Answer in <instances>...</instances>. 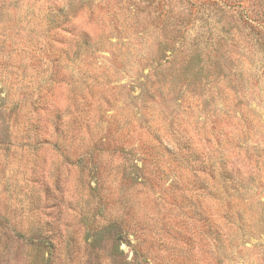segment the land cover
<instances>
[{"label": "rangeland", "instance_id": "1", "mask_svg": "<svg viewBox=\"0 0 264 264\" xmlns=\"http://www.w3.org/2000/svg\"><path fill=\"white\" fill-rule=\"evenodd\" d=\"M150 7L0 0V264L57 227L55 264H118L113 219L139 264H264V0L204 3L182 53Z\"/></svg>", "mask_w": 264, "mask_h": 264}, {"label": "trees", "instance_id": "2", "mask_svg": "<svg viewBox=\"0 0 264 264\" xmlns=\"http://www.w3.org/2000/svg\"><path fill=\"white\" fill-rule=\"evenodd\" d=\"M149 5L151 6L150 11L147 12L150 18H153L155 21H158L155 24V28L158 29L162 37L159 41L166 40L171 45V49L176 52L180 51L179 47H175V45L180 42L182 44L186 37V32L190 29L194 19H196V13L199 11V8L204 5V3L208 2L211 4H217L219 0H176L175 2L178 4L177 8L174 9L170 0H147ZM186 8V9H185ZM195 12V15L193 14ZM248 17V16H247ZM244 20L245 26H248L252 32L255 33L256 37H259V34L264 35V22L260 19H255L253 16L248 17ZM254 33H252L254 35ZM264 37V36H262ZM263 43V41H262ZM178 44V45H179ZM264 44V43H263ZM170 49V50H171ZM173 53V51H172ZM215 121V120H214ZM217 121V120H216ZM215 126H212L214 128ZM217 134V131H214ZM213 135V132H211ZM219 133V132H218ZM212 139L219 141L218 138L211 137ZM208 140V139H207ZM94 151L89 152L88 154L80 153L81 157H85L84 160H91L93 158ZM135 169L141 171V166L135 165ZM137 182V181H136ZM138 183V182H137ZM90 189H96V186H91ZM100 199V198H99ZM129 224V223H128ZM107 226H111L113 229L108 233L109 239H111L112 247L111 254L118 257L119 253H122V250L119 248L121 243H125L132 251V256L129 259H123L125 261H121L118 264H139L141 257H143L141 250L137 248V243L131 242V240L126 236L127 232L125 227H129V225L122 223L120 220L113 219L104 224V228L107 229ZM98 224L95 226L97 227ZM94 227V228H95ZM102 228V227H101ZM98 230H96L97 232ZM94 232V234L96 233ZM127 237V238H126ZM64 237L61 234V230L59 227L54 230H46L44 232H40L35 237H30L29 240L34 245L41 246L45 248V252L42 254L44 258V264H55L57 259L60 256V251L62 249L61 241H63ZM44 254H46L44 256ZM126 256V255H125ZM144 264H150L148 260L144 258Z\"/></svg>", "mask_w": 264, "mask_h": 264}]
</instances>
